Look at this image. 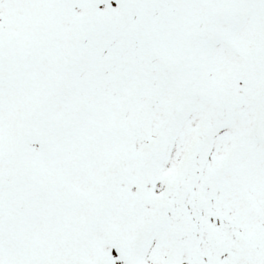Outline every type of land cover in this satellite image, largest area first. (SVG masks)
I'll use <instances>...</instances> for the list:
<instances>
[{"label": "snow or ice", "instance_id": "6c2138e0", "mask_svg": "<svg viewBox=\"0 0 264 264\" xmlns=\"http://www.w3.org/2000/svg\"><path fill=\"white\" fill-rule=\"evenodd\" d=\"M0 264H264V0H0Z\"/></svg>", "mask_w": 264, "mask_h": 264}]
</instances>
